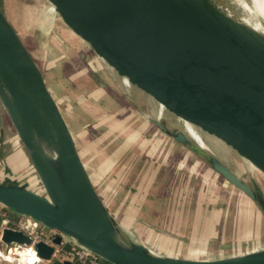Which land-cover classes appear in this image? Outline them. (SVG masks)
<instances>
[{"label": "water", "instance_id": "obj_1", "mask_svg": "<svg viewBox=\"0 0 264 264\" xmlns=\"http://www.w3.org/2000/svg\"><path fill=\"white\" fill-rule=\"evenodd\" d=\"M38 1L90 53L92 66H101L91 70L97 83L105 75L118 79L116 91L140 113L150 103L148 121L241 191L264 217L262 191L205 139L230 150L250 178L264 176V32L238 18L231 0ZM0 104L43 190L7 179L0 182V204L58 232L32 245L39 264H73L54 255L63 239L110 264H264V249L197 260L155 255L132 241L95 190L41 69L1 10ZM0 242L9 248L29 246L32 239L6 226Z\"/></svg>", "mask_w": 264, "mask_h": 264}, {"label": "rangeland", "instance_id": "obj_2", "mask_svg": "<svg viewBox=\"0 0 264 264\" xmlns=\"http://www.w3.org/2000/svg\"><path fill=\"white\" fill-rule=\"evenodd\" d=\"M37 1L38 0H0L1 12L15 28L23 43L29 45L31 49L34 46V42L42 40L40 39V37H38V33L40 32V28L38 26L42 25L44 20L43 17L40 16L39 12L37 13L39 8L36 5ZM218 1L219 0H217V2ZM232 1L238 2L242 0ZM234 8L237 13L236 16L238 18H249V22L253 23L255 14L248 13L239 5H235ZM227 11L231 12L230 9H227ZM24 27H31L34 29L33 35L30 39L26 40L27 37ZM35 62L38 65L42 66L40 59H36ZM50 68L51 72H55L53 70L55 68V64L51 63ZM64 81H67V79H65ZM56 82V79H53L52 81L50 80L48 82L49 91L52 96L57 99L63 117H65L69 129L75 134L78 148L83 156H85L87 153L90 155V150L88 149V147L86 148V145H89V147H91L90 145H93V143L89 144V142L86 141L87 139H84L83 136L88 137L89 141L96 140L97 143L95 145L97 147L104 146L107 147V150H109L108 148L111 149V144H108L107 141L113 140L116 141V143H120L122 140H124L123 138H125V140L122 142H125L127 144L129 143V140L126 141V139H128L127 134H124L123 136L121 134L119 135V130L121 129L122 123H120L116 119L117 117H114L115 119H112L113 122L117 120L115 122L116 124H113L112 121H107V118L100 113L97 107L93 106L92 109L90 107L88 110V107L91 106V104L87 100L83 99V97L81 96L82 93L80 94L78 92L82 89L79 85H73V83L71 85L68 82H64L65 84L70 85H66L67 89L64 92L56 93ZM57 85L58 87H60V84H58V82ZM63 85L64 84H62V86ZM66 94H72V101H69L71 97H67ZM74 95L76 96L73 97ZM77 99L78 104L83 106L86 112L83 111L84 115L83 118H80L81 120L76 119L80 120L79 122L75 121L73 123L74 119H72L70 115L71 113L69 111L71 110V112H73V106L71 105H73V103H75ZM81 99H83V101L79 102V100ZM105 104L106 103H103V105ZM65 105H70V109L63 111ZM75 112H77V109L74 110V113ZM104 117L106 119H104ZM128 121L130 122L129 125H132L135 128L141 130L144 129L143 123H137L134 117L130 116ZM78 124H80L81 126L79 125V127ZM81 127L82 129H86V133H89V136H87V134L82 136L81 132H79V129ZM150 129V136L155 137L161 134V132L154 127ZM145 132L148 133L143 132V134L145 135V137L143 136V140L145 138L149 140V129H145ZM163 136L169 138V136H166L164 134ZM205 139L207 140L208 144H210L211 149H213L226 161L230 162L231 165L241 174L242 178L247 180V182L251 184L252 187L260 189L264 195L263 175L253 174V178H250V176L247 174V166L243 162H238L239 165L235 164V156L230 150H228L225 146L220 144V142L211 137L205 135ZM137 142L139 143L137 148H140L137 149V151L134 150L135 147L130 146L129 144L127 145V152L122 147H112V151L120 158L118 160H114L113 158L114 161L112 163L113 168L116 169V171L118 170V174L115 175L116 177H118L116 178V181H111L110 178L108 179L111 174H109L108 177H104L103 181L101 180V178H96V175L94 173V166L96 161L91 160V164L89 166L86 165L87 170L92 176V183L95 190H98L103 203L112 214L114 220L123 230H125L132 241H134L135 243L143 244L149 249V251L159 256H165V254H163L165 253V250L173 251L172 246L166 247L165 243L167 240H164L165 242L161 241L159 233L153 231L152 229H148L147 227H144L140 225V223H138V221H143L144 217L146 216V214L142 212L147 210V204L143 205V196H145V191L151 192V199L153 198V200L155 199L154 197H156L160 201L163 197H168L177 199L179 201L178 203H176V207H178L177 209H171L170 207H166L164 209L167 211L165 213V217L166 222L169 225L167 226L168 232L175 233L177 235L180 234L185 239L197 238V236L204 235L208 236V234H206V231L199 229V227L202 226V223L198 219L199 213L192 211L191 209L179 208L181 205H189L188 203L190 202L195 204L197 202H200L207 204V208H204L205 213L210 212V215H212L213 210H216L218 214L221 212L222 215L225 214L226 218L228 217V219L223 220L221 224L226 228L228 226L232 234H235L242 238L250 239L252 240V242L262 241V239L264 238V229H262V226L264 228V217L259 212L258 207L245 195H243L241 191H239L237 188H234L222 177L216 175L213 170H211L206 164H200L202 166L200 170L195 167L193 168L191 164L193 165V161L195 160H192V163L189 161H185V156L181 152H176V149H178L179 145H177V143L175 142H173L171 145L170 143L166 142L165 144L162 143V145H160V147L162 146V149L167 148V151H169V154H167V158H162V156H159L158 154L160 153L158 151V154L156 155V157L159 156L158 158L154 157L155 154H153L152 157H149V155L144 154L145 146L140 145V139L133 142V144ZM96 146L93 145V147ZM149 146H151L152 150H154L153 142H150ZM163 150L165 151V149ZM95 151L96 150H93L92 152L96 153ZM161 155H165V153H162ZM173 156H176V158H173ZM191 157L192 159H198L194 155H192ZM149 159L151 161H149ZM149 163L150 168L153 169L154 172L157 169L159 171V173L158 171H156V173H158V177L156 176L157 179L155 180L154 184H156L157 188L154 187V191L142 185L145 184L144 179H148V177L152 175L151 169L148 168ZM165 163L167 166L162 167V169L160 170V166L165 165ZM201 163L203 162L201 161ZM121 165H123V167ZM175 165H177V167ZM191 168L194 171L193 173L190 172ZM181 171L184 172V174L182 173L183 175L181 174ZM203 172L205 174L208 173L207 176H205ZM33 177L36 181L33 182L32 185L33 191L42 193L43 190L41 184L36 178L37 176L35 173H33ZM165 177L168 178L169 181L163 180ZM117 181L121 182V185L124 184L128 188H132V190L134 191H140L138 192V194L140 193L141 195H143H139L138 197L133 193L128 194L127 191H123V193L117 191L115 188ZM162 186H165L164 188L172 187L174 188V190H172V188H170L169 190H163ZM154 205H156V203H154ZM215 207L216 209H214ZM244 208L245 210H243ZM225 211L227 212L225 213ZM235 211H238L237 213L240 214L238 216H241V214L244 215L246 217L245 220H241V222L238 221L239 219H237L238 216L236 215ZM152 217L154 218V216ZM230 232L227 233L228 237L231 236Z\"/></svg>", "mask_w": 264, "mask_h": 264}, {"label": "crops", "instance_id": "obj_3", "mask_svg": "<svg viewBox=\"0 0 264 264\" xmlns=\"http://www.w3.org/2000/svg\"><path fill=\"white\" fill-rule=\"evenodd\" d=\"M36 5L39 7L37 13L39 12L40 16H42L44 20L42 25L39 26L37 25L40 28L38 37H40V39L42 40L41 41L38 40V42H34V46L32 47V49L29 47V45L26 44L24 45L27 48V50L31 52L30 54L32 55L34 60L36 59L41 60L42 66L38 64L37 65L41 69L47 87L49 85L48 82L50 80L52 81L53 79H56L58 84H60V87H58L56 82V86H57L56 93L64 92L67 89L66 85L67 86L70 84L72 85V83L73 85H79L82 89L81 91H78L77 89V91L80 94L82 93L81 96L83 97V99L87 100L91 104V106L88 107V110L90 107L91 109L93 106L97 107L100 113L103 116H105L107 118V121L109 122L112 121L114 117L115 118L117 117L116 119L120 123H122L121 129L119 130V135L121 134L123 136L124 134H127L128 139H126V141L129 140L128 144L130 146L135 147L134 148L135 151H137V149H140L137 148L139 143L137 142L133 144V142L140 139V145L145 146L144 154L149 155V157H152L153 154H155L154 155L155 158H158L159 156H162V158L163 157L167 158V154H169V151H167V148H163L165 149L164 151L162 149V146L160 147V145H162V143L165 144V142L170 143V145L173 142L175 143L177 142L170 137L169 138L164 137L162 133L155 137L150 136L151 135L150 128L154 127V125L147 119L148 114L151 113L150 103L148 106L145 107L144 113H140L136 111L134 108H132L127 103V101L119 94V92L116 91L118 86L120 85L118 79L109 80L105 75V77L100 79L101 83H97L91 75L92 74L91 70L100 72L102 70L101 66L98 67L92 66L95 61L94 59L89 57L90 53L86 51L84 46L71 34V32L59 21L57 17H54L53 15L48 13L45 3H41L40 1H37ZM24 30L26 32L25 33L27 37L26 40L30 39L33 35L34 29L31 27H26V28L24 27ZM51 63L55 64V68L53 69L55 72H51V68H50ZM65 79H67V81H64ZM63 81L68 82L70 84H65ZM62 84L64 85L62 86ZM66 96L71 97L69 101H72V94L70 95L66 94ZM75 96L76 95H74L73 97ZM133 96L137 99L138 98L140 99L142 97L137 92H135ZM83 99L79 100V102L83 101ZM103 103L106 104L103 105ZM66 105L63 111L70 109V105L68 106ZM71 106H73V112H71V110L69 112L71 113L70 115L72 119H74L73 123L75 121L79 122L81 120L80 118H83L84 115L83 111H85V109L83 108V106L78 104V99ZM75 109H77V112L74 113ZM130 116L134 117L137 123H143L144 129L141 130L135 128L132 125H129L130 122L128 120ZM105 117L104 119H106ZM76 119H80V120H76ZM116 121L114 122L112 121L113 124ZM79 125L80 124H78V126ZM145 129H149L150 131L149 132L150 134H148L149 140H147L146 138L143 140V136L145 137L143 132L148 133L145 132ZM186 130L190 134V136H199L189 124H187ZM79 132H81L82 136L87 134L86 129L85 128L82 129V127L79 129ZM71 133L75 140L77 151L84 161L83 163L85 164V167L86 165L89 166L91 164V160H94L96 161L94 166V170H95L94 173L96 175V178H101V180L103 181L104 177H108L109 174H111L108 177V179L110 178L111 181H116L117 180L116 178L118 177H116L115 175L118 174V170L116 171V169L113 168L112 163L114 160H118L120 158L117 156V154H115L112 151V147L115 146H118L117 148L122 147L127 152L128 144L122 142L125 140V138H123L124 140L120 142L121 144L119 142L116 143V141L113 140L107 141L108 144H111V149L108 148L109 150H107L106 149L107 147L104 146L97 147L95 145L97 143L96 140L89 141L88 137L83 136L84 139L85 138L87 139L86 141L89 142V144L93 143V145L96 146L93 147V145H90L91 147H89V145H86V148L88 147V149L90 150V155L87 153L88 155L86 154L85 156H83L78 148V143L75 134L72 131ZM87 136H89V133L87 134ZM150 142L154 143V150H152V147L149 146ZM177 145H179V147L178 149H176V152H181L185 156L184 160L187 162L189 161L192 163V160H195L193 161V165L191 164V166L193 168L195 167L200 170V168H202L200 164H205V163L203 161H202L203 163H201V159H199L196 155H194L189 150H187L180 143H177ZM93 150H96L95 151L96 153H93L92 152ZM157 151L160 154H158ZM161 152L165 153V155H161L162 154ZM157 154L159 155L158 157H156ZM192 155L196 156L198 159H192L191 157ZM173 158H176V156L175 157L173 156ZM149 161L151 160L149 159ZM121 166L123 167V165ZM148 166H149L148 168H150V163ZM164 166H167L166 163L165 165L160 166V170ZM175 166L177 167V165ZM151 171H152L151 173L152 175L148 177V179H144L145 184L142 185L154 191L153 188L154 187L157 188L154 182L158 177L157 174L159 173V171L158 169L156 170L158 171V173H156V171L154 172L153 169H151ZM190 172L192 173L194 172L192 168ZM197 172H202V171H197ZM33 173L34 172L29 157L25 152L23 145L19 140L16 131L14 130L7 114L5 113L3 107L0 104V182H4L7 179H11L25 186L26 188L33 190L32 188L33 182H36L33 177ZM182 173L184 174V172L181 171V174ZM203 174L207 176L208 173L205 174L203 172ZM89 176L91 181L93 182L90 173ZM163 180L169 181L168 178L166 177ZM164 187L165 186H162L163 190L164 189L169 190L170 188H172V187H166V188ZM115 188L117 191L122 193L123 191H127L128 194L133 193L138 197L139 195L140 196L143 195V194L141 195L140 193L138 194V192H140L138 190H135L136 191L135 192L134 190H132V188H128L124 184L121 185V182L119 181H117ZM172 190H174V188H172ZM96 191L99 194L98 190ZM150 193H151L150 191H145V196H143V201H144L143 205L147 204L146 206L147 210L142 212H144L147 217L145 216L144 220L138 221V223H140V225L144 227H147L148 229H152L153 231L159 233L161 241L165 242L164 240H167L165 243L166 247L172 246L173 251L165 250V253H163L165 254V256L185 258V259L212 260V259H220V258H225V257H230L234 255L255 251V250L264 249V238L262 239V241L252 242V240L250 239L242 238L235 234H232L228 226L226 228L221 224V222L225 219H228V217L226 218L225 214L222 215L221 214L222 212L219 213L220 214L219 215L216 210H213L212 215H210V212L205 213L204 208H207L206 207L207 204L200 202H197L196 204L190 202L188 203L189 205L187 204L185 206L181 205L179 208L191 209L192 211L199 213L198 219L202 223V226L199 227V229L206 231V234H208V236L204 235V236H197V238L185 239L180 234L177 235L175 233L168 232L167 226L169 225L167 224L165 217V213L167 211L164 209L166 207H170L171 209H177L178 207H176V203H178L179 201L177 199H172L168 197L165 198L163 197L161 201L158 200L156 197H154L155 198L154 201L153 198L151 199ZM99 196L101 197L100 194ZM154 203H156V205H154ZM216 207L214 209H216ZM243 210H245V208ZM226 212L227 211H225V213ZM237 212L235 211L236 215L237 216L240 215ZM152 216H154V218ZM245 218L246 217L241 214V216H238L237 219H239L238 221L241 222V220H245ZM262 229H264L263 226ZM228 232H230L231 235L230 237H228L227 234ZM0 264H15V263L3 261L0 259ZM43 264H48V263L44 262ZM73 264H79V263L73 262Z\"/></svg>", "mask_w": 264, "mask_h": 264}, {"label": "built area", "instance_id": "obj_4", "mask_svg": "<svg viewBox=\"0 0 264 264\" xmlns=\"http://www.w3.org/2000/svg\"><path fill=\"white\" fill-rule=\"evenodd\" d=\"M33 169V167H32ZM34 172V170H33ZM35 173V172H34ZM37 178V177H36ZM5 207L0 204V232L3 227H12L14 229L22 230L27 234L32 242L29 246L13 245L6 248L3 243L0 242V259L7 262H14L20 264V251L26 248H32V245L38 240H49L54 237L58 232L53 229H46L40 226L39 223L26 216L12 217L7 215ZM33 249V248H32ZM17 252V254H16ZM55 256H60L61 259L69 260L79 264H110L91 251L78 246L75 243L70 242L67 239H63L60 246L55 247ZM40 263V260H39Z\"/></svg>", "mask_w": 264, "mask_h": 264}, {"label": "bare ground", "instance_id": "obj_5", "mask_svg": "<svg viewBox=\"0 0 264 264\" xmlns=\"http://www.w3.org/2000/svg\"><path fill=\"white\" fill-rule=\"evenodd\" d=\"M233 5H239L243 10L247 11L248 13L255 14L254 21L249 22V18L244 17V21L249 23L255 29L264 32V0H242V1H232ZM193 137L198 143L204 145V142L199 136H191ZM28 248L23 249L20 251V260L21 254L26 252ZM17 254V252H16Z\"/></svg>", "mask_w": 264, "mask_h": 264}, {"label": "clouds", "instance_id": "obj_6", "mask_svg": "<svg viewBox=\"0 0 264 264\" xmlns=\"http://www.w3.org/2000/svg\"><path fill=\"white\" fill-rule=\"evenodd\" d=\"M39 256L36 250L29 248L21 254L20 264H39Z\"/></svg>", "mask_w": 264, "mask_h": 264}, {"label": "trees", "instance_id": "obj_7", "mask_svg": "<svg viewBox=\"0 0 264 264\" xmlns=\"http://www.w3.org/2000/svg\"><path fill=\"white\" fill-rule=\"evenodd\" d=\"M55 99V98H54ZM56 100V99H55ZM56 102L58 103V101L56 100ZM59 105V104H58ZM82 159V158H81ZM82 161H83V159H82ZM84 162V161H83ZM235 188V187H234ZM5 209V212L7 213V215H9V216H12V217H17L18 215L16 214V213H14V212H12V211H10V210H8V209H6V208H4ZM1 217H0V222H1Z\"/></svg>", "mask_w": 264, "mask_h": 264}]
</instances>
